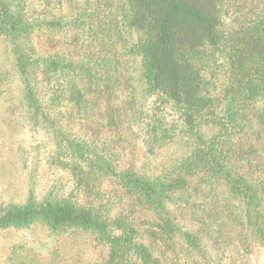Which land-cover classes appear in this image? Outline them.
Masks as SVG:
<instances>
[{
  "label": "trees",
  "instance_id": "16d2710c",
  "mask_svg": "<svg viewBox=\"0 0 264 264\" xmlns=\"http://www.w3.org/2000/svg\"><path fill=\"white\" fill-rule=\"evenodd\" d=\"M0 41L17 159L68 176L0 202V230L86 234L93 264H247L264 244V5L0 0Z\"/></svg>",
  "mask_w": 264,
  "mask_h": 264
},
{
  "label": "rangeland",
  "instance_id": "374dc122",
  "mask_svg": "<svg viewBox=\"0 0 264 264\" xmlns=\"http://www.w3.org/2000/svg\"><path fill=\"white\" fill-rule=\"evenodd\" d=\"M244 5H253L258 9L264 5V0H244ZM5 56L6 47L0 41V59L3 63ZM4 130L7 133L3 132ZM11 131L7 126L3 128L0 125V202H22L31 191L41 197L55 183L67 189V173H57L43 158L36 175L29 177L28 170L16 157L17 137ZM254 140V137L250 136L248 143L253 142L254 147H264V139L256 141L255 145ZM23 145L27 148L25 143ZM49 146L50 141L42 137V157L46 155ZM242 146H245V143H242ZM101 248L86 234L57 232L41 223L27 228L0 230V264H93L102 259L105 250L101 251ZM230 252L228 249L226 253L230 255ZM225 261L221 260L219 264H231ZM247 264H264V244L252 242V252Z\"/></svg>",
  "mask_w": 264,
  "mask_h": 264
}]
</instances>
